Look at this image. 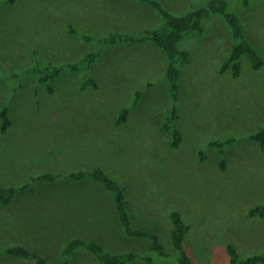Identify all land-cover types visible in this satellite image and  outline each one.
<instances>
[{
  "label": "rangeland",
  "instance_id": "obj_1",
  "mask_svg": "<svg viewBox=\"0 0 264 264\" xmlns=\"http://www.w3.org/2000/svg\"><path fill=\"white\" fill-rule=\"evenodd\" d=\"M156 1L179 16L209 0ZM229 9L264 60V0L247 6L230 0ZM163 24L155 9L137 0H0V109L11 119L7 131L0 130V186L99 167L124 187L133 228L158 235L170 258L149 251L147 239L126 236L111 194L90 179L35 182L19 191L0 206V249L23 245L56 262L67 241L81 238L108 252L153 259L128 264H175L169 215L176 211L188 227L185 249L197 264H229L228 243L242 257L264 251V218L248 213L264 204V146L248 139L264 125V65L254 71L242 56L237 77L221 70L232 41L220 15L204 20L202 36L191 33L180 43L189 59L180 69L175 104L178 147L162 130L174 102L165 55L153 45L103 47L89 71L63 72L50 82L51 92L40 75L28 73L98 50L81 35L138 34ZM137 91L138 104L116 124ZM229 138L236 142L223 155L210 145ZM0 264L35 263L4 255ZM71 264L102 263L80 250Z\"/></svg>",
  "mask_w": 264,
  "mask_h": 264
},
{
  "label": "trees",
  "instance_id": "obj_2",
  "mask_svg": "<svg viewBox=\"0 0 264 264\" xmlns=\"http://www.w3.org/2000/svg\"><path fill=\"white\" fill-rule=\"evenodd\" d=\"M146 3L151 8L155 9L164 19V24L158 29H146L138 34L130 33H110L103 37H93L92 35H81L85 42H95L98 50L82 57L78 62L66 65H46L44 67L35 66L29 70L30 74L40 75L39 80L46 83L47 91H52L50 82L59 77L63 72H78L83 68L89 71L94 61L100 56L101 48L109 45L131 44V45H153L159 49L166 58L165 78L168 82V93L174 102L173 106L167 111L165 121L162 126L164 132L171 135V146L178 147L182 137L178 129L174 127L177 112L176 102L179 99L180 87L179 80L181 76V66L189 59V53L180 48V43L186 35L196 33L199 36L204 34L203 23L211 15H220L230 29L231 49L228 57L222 64L221 70H231L233 76L237 77L240 74V60L242 56H247L251 68L256 71L264 65V60L246 39L244 29L238 16L230 11V0H209L204 6L194 8L182 15L175 16L167 12L160 2L156 0H137ZM245 6L248 5V0H244ZM69 33L77 35L73 26H69ZM86 84L90 83L95 86L93 79L86 77ZM84 84V85H86ZM142 93L137 91L133 103L129 107L122 108L115 120L116 124H122L127 121L128 114L132 107H135ZM11 124L9 111L7 108L0 109V130L7 131ZM248 139L255 141L261 147L264 146V125L261 126L255 133L248 136ZM236 142L235 138H229L223 141L211 142L210 145L218 148L219 154H224V148ZM219 168L225 170L226 160L221 158ZM60 179L71 181H82L90 179L99 183L106 191L111 194L112 201L115 206L116 214L120 225L122 226L126 236L131 238H145L150 244L148 250L154 252L161 258L168 260L170 253L167 252L160 242L158 235L135 229L132 226L130 214L128 212V204L125 195L124 187L116 180L108 176L105 171L99 167L85 170L79 169L66 174H51L42 173L30 177V179L18 186H0V206L8 205L14 196L19 191H24L35 182L55 183ZM251 217L264 218V204L256 205L249 210ZM172 222L170 233L171 243L177 252L175 264H197L187 253L184 246V239L188 231L180 214L173 211L169 215ZM80 250H86L91 253L94 258L102 264H128L134 261H143L150 263L152 257L135 252H120L113 253L106 251L103 246L96 241H86L81 238H73L65 243L61 250V258L56 262H50L43 255L31 251L23 245H12L0 249V258L4 255L33 260L35 264H71L73 257ZM226 252L229 257V264H264V251L261 253L249 255L246 257L240 256L236 247L232 243L226 245Z\"/></svg>",
  "mask_w": 264,
  "mask_h": 264
},
{
  "label": "crops",
  "instance_id": "obj_3",
  "mask_svg": "<svg viewBox=\"0 0 264 264\" xmlns=\"http://www.w3.org/2000/svg\"><path fill=\"white\" fill-rule=\"evenodd\" d=\"M96 183V182H95ZM105 190V189H104Z\"/></svg>",
  "mask_w": 264,
  "mask_h": 264
}]
</instances>
